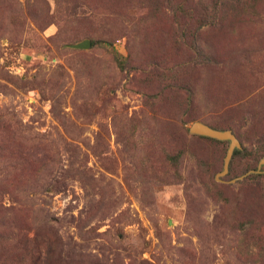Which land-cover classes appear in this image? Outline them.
<instances>
[{
  "label": "rangeland",
  "instance_id": "rangeland-1",
  "mask_svg": "<svg viewBox=\"0 0 264 264\" xmlns=\"http://www.w3.org/2000/svg\"><path fill=\"white\" fill-rule=\"evenodd\" d=\"M0 264H264V0H0Z\"/></svg>",
  "mask_w": 264,
  "mask_h": 264
},
{
  "label": "water",
  "instance_id": "water-1",
  "mask_svg": "<svg viewBox=\"0 0 264 264\" xmlns=\"http://www.w3.org/2000/svg\"><path fill=\"white\" fill-rule=\"evenodd\" d=\"M89 46L88 40H83L77 44L70 45L74 49H86ZM188 132L191 134L211 138L219 141H228V148L223 159L222 171L218 176L224 175L227 172V165L231 157L232 151L240 147L238 139L230 130H217L202 122L196 121L189 125Z\"/></svg>",
  "mask_w": 264,
  "mask_h": 264
},
{
  "label": "trees",
  "instance_id": "trees-1",
  "mask_svg": "<svg viewBox=\"0 0 264 264\" xmlns=\"http://www.w3.org/2000/svg\"><path fill=\"white\" fill-rule=\"evenodd\" d=\"M209 126H211V125H209ZM212 127V126H211ZM212 128H214L215 129V127H212Z\"/></svg>",
  "mask_w": 264,
  "mask_h": 264
}]
</instances>
